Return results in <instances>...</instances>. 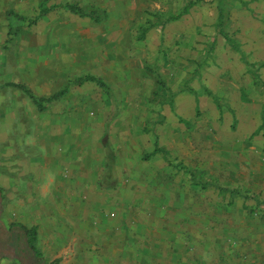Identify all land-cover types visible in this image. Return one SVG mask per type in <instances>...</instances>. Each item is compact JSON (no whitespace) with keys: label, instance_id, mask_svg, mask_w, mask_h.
Listing matches in <instances>:
<instances>
[{"label":"rangeland","instance_id":"1","mask_svg":"<svg viewBox=\"0 0 264 264\" xmlns=\"http://www.w3.org/2000/svg\"><path fill=\"white\" fill-rule=\"evenodd\" d=\"M255 42L264 0H0V264H264Z\"/></svg>","mask_w":264,"mask_h":264},{"label":"trees","instance_id":"2","mask_svg":"<svg viewBox=\"0 0 264 264\" xmlns=\"http://www.w3.org/2000/svg\"><path fill=\"white\" fill-rule=\"evenodd\" d=\"M69 10H70L72 13H74V14H78V15H80V16H85V15H86V14L84 13V11H83L82 9H80L79 7H77V6H70V7H69ZM87 15H88V16H92L95 20L98 19V14H97L96 11H91V12H90L89 14H87ZM223 37H224V39H225L226 42H228V43L231 42L225 34L223 35ZM85 80L93 81L94 79H92V78H87V79H85ZM13 86H15V87H17V88H19V89H21V90H24L25 92L28 93V91H27L23 86H20V85H13ZM100 86H101V87H105V85H103V83H100ZM29 94H30V93H29Z\"/></svg>","mask_w":264,"mask_h":264},{"label":"crops","instance_id":"3","mask_svg":"<svg viewBox=\"0 0 264 264\" xmlns=\"http://www.w3.org/2000/svg\"><path fill=\"white\" fill-rule=\"evenodd\" d=\"M259 24V23H258ZM242 44V43H241ZM254 48L252 49V51H253V53H252V58H253V60H254V64L256 63V62H261V61H264V56H262L261 55V52L259 51V49L258 50H256V48H257V42H255L254 43ZM242 48H248V46H242ZM259 48H260V45H259ZM251 50V49H250ZM263 69V68H262ZM177 191V190H176ZM178 192V191H177ZM167 200L168 199H163V201H162V204L164 205L166 202H167ZM176 213H173V215H175ZM158 215H163V211H162V209H161V212H159V213H157V216H155L154 218H153V220H156V221H159V218H160V216H158Z\"/></svg>","mask_w":264,"mask_h":264}]
</instances>
